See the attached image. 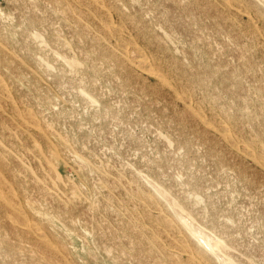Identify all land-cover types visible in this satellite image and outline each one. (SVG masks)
Returning <instances> with one entry per match:
<instances>
[{"label":"rangeland","instance_id":"374dc122","mask_svg":"<svg viewBox=\"0 0 264 264\" xmlns=\"http://www.w3.org/2000/svg\"><path fill=\"white\" fill-rule=\"evenodd\" d=\"M77 1L0 0V264H264V0Z\"/></svg>","mask_w":264,"mask_h":264},{"label":"bare ground","instance_id":"6f19581e","mask_svg":"<svg viewBox=\"0 0 264 264\" xmlns=\"http://www.w3.org/2000/svg\"><path fill=\"white\" fill-rule=\"evenodd\" d=\"M60 1H62V0H60ZM68 1H69V0H68ZM76 1H77V0H76ZM86 1H88V0H86ZM183 1H184V0H183ZM232 1L234 2V0H232ZM236 1H237V0H236ZM77 2H78V1H77ZM95 2H96V1H95ZM98 2H100V0H99ZM105 2H106V1H105ZM229 2H230V1H229ZM229 2H228V3H229ZM242 2H243V1H242ZM17 3H18V2H17ZM78 3H79V2H78ZM81 3H83V0H82ZM81 3H80V4H81ZM85 3H86V2H85ZM88 3H89V2H88ZM181 3H183V2H181ZM234 3H236V2H234ZM239 3H241V2L239 1ZM243 3H244V2H243ZM59 4H62V2L59 3ZM59 4H58V5H59ZM67 4H68V3H67ZM80 4H78V5H80ZM98 4H99V3H98ZM230 4H231V3H230ZM236 4H237V3H236ZM236 4H235V5H236ZM62 5H63V4H62ZM68 5H69V4H68ZM73 5H74V4H73ZM101 5L103 6V4H101ZM71 6H72V5H71ZM87 6L90 7V5H87ZM107 6H108V5H107ZM64 7H66V6H64ZM64 7H63L62 10H64ZM69 7H70V6H69ZM69 7H67V8L70 9ZM91 7H92V6H91ZM112 7H113V6H112ZM112 7L110 6L109 8H112ZM238 7H240V6H238ZM49 8H50V7H49ZM53 8H54V7H53ZM67 8H65V10H66ZM107 8H108V7H107ZM107 8H106V9H107ZM109 8H108V9H109ZM245 8L247 9L248 7H245ZM54 9H55V8H54ZM68 9H67V12H68ZM77 9H78V8H77ZM87 9H88V7H87ZM74 10H75V9H74ZM110 10H111V9H110ZM54 11H55V10H54ZM70 11H71V9H70ZM78 11H79V9H78ZM78 11H77V12H78ZM81 11H82V10H81ZM111 11H112V10H111ZM56 12H58L57 9H56ZM59 12H61V11H59ZM63 12H64V11H63ZM82 12H83V11H82ZM94 12H95V11H94ZM97 12H98V11H97ZM115 12H116V11H115ZM242 12H243V11H242ZM245 12H246V11L244 10V13H245ZM68 13H69V12H68ZM83 13H84V12H83ZM229 13H230V9H229ZM232 13H233V12H232ZM246 13H247V12H246ZM53 14H54V13H53ZM58 14H59V13H58ZM63 14H65V12H64ZM87 14H88V13H87ZM90 14H91V13H90ZM106 14H107V13H106ZM61 15H62V14H61ZM79 15H80V12H79ZM82 15H83V14H82ZM84 15H85V13H84ZM97 15H98V14H97ZM103 15H105V14H103ZM103 15H101V16L103 17ZM62 16H63V15H62ZM77 16H78V15H77ZM105 16H106V15H105ZM64 17H65V15H64ZM80 17H81V16H80ZM82 17H83V16H82ZM88 17H89V16H88ZM85 18H86V17H85ZM85 18H84V19H85ZM89 18H91V16H90ZM85 20H86V19H85ZM105 20H106V19H105ZM107 20H108V19H107ZM86 21H87V20H86ZM79 22H80V20H79ZM107 22H108V21H107ZM120 22H121V21H120ZM247 22H248V20H247ZM255 22H256V21H255ZM58 23H59V22H58ZM78 24H79V23H78ZM91 24H92V23H91ZM250 24H251V23H250ZM250 24H249V22H248L247 25H250ZM75 25H76V24H75ZM122 25H123V23H122ZM254 25H256V24H254ZM76 26H77V25H76ZM117 26H118V25H117ZM86 27H87V26H86ZM105 27H106V26H105ZM120 27H121V24H120ZM120 27H119V28H120ZM248 27H249V26H248ZM110 28H112V27H110ZM95 29H96V27H95ZM112 29H113V28H112ZM117 29H118V27H117ZM117 29L115 30L116 32H114L113 30H112V31H113L114 33H117ZM253 29L255 30V27H254ZM257 29H258V28H257ZM105 31H106V30H105ZM4 32H5V31H4ZM56 32H57V31H56ZM58 32H59V31H58ZM110 32H111V31H110ZM255 32H256V30H255ZM100 33H101V32H100ZM106 33L108 34V32H106ZM257 33H258V31H257ZM86 34H88V36H89V33H86ZM112 34H113V33H112ZM119 34H120V32H119ZM260 34H261V33H260ZM99 35H100V34H99ZM104 35H105V33H104ZM252 35H253V34H252ZM105 36H106V35H105ZM114 36H115V35H113V37H114ZM56 38H57V37H56ZM94 38H95V37H94ZM105 38H106V37H105ZM108 38H109V37H108ZM256 38H257V37H255V39H256ZM258 38H259V37H258ZM258 38H257V39H258ZM35 39H36V37H35ZM92 39H93V38H92ZM136 39H137V38H136ZM71 40H73V38H72ZM96 40H97V39H94V41H96ZM100 40H101V38H100ZM118 40H119V39H118ZM118 40H117V41H118ZM110 41H111V40H110ZM124 41L127 42V40H124ZM252 41H253V39H251V42H252ZM101 42H102V41H101ZM133 42H134V41H133ZM161 42H162V41H161ZM93 43H94V42H93ZM96 43H97V42H96ZM98 43H99V42H98ZM120 43H122V42H120ZM127 43H128V42H127ZM130 43H131V41H130ZM137 43H138V42H137ZM125 44H126V43H125ZM128 44H129V43H128ZM262 44H263V42H262ZM122 45H124V44H122ZM131 45H132V44H131ZM6 46H7V45H6ZM6 46H5V47H6ZM119 47H121V46H119ZM262 47H263V46L261 45V48H262ZM257 48H258V47H257ZM103 49L105 50V48H103ZM115 49H116V47H115ZM131 50H132V49H131ZM133 50H134V49H133ZM52 51H53V50H52ZM129 51H130V50H129ZM135 51H136V50H135ZM147 51H148V50H147ZM147 51H146V52H147ZM11 52H12V51H11ZM104 52H105V51H104ZM133 52H134V51H133ZM56 53H57V52H56ZM123 53H124V52H123ZM130 53H131V51H130ZM134 53L136 54V52H134ZM148 53H149V52H148ZM49 54H50V53H49ZM58 54H59V53H58ZM132 54H133V53H132ZM135 54H133V55H134L133 58L136 57ZM56 55H57V54H56ZM60 55H61V54H60ZM126 55H127V54H126ZM136 55H137V54H136ZM150 55H151V54H150ZM150 55H149V56H150ZM112 56L114 57V54H113ZM131 56H132V55H131ZM137 56H138V55H137ZM64 57H66V55H65ZM64 57H63V58H64ZM126 57H128V56H126ZM150 57H151V56H150ZM10 58H12V56H10ZM114 58H115V57H114ZM118 58H119V57H118ZM120 58H121V57H120ZM18 59H19V58H18ZM66 60H67V59H66ZM117 60H119V59L116 58V61H117ZM133 60H134V59H133ZM67 62H68V60H67ZM75 62H76V60H74L73 63H75ZM131 62H132V60H131ZM79 63H80V62H79ZM139 63L142 64V62H139ZM12 64H13V63H12ZM123 64H125V63L123 62ZM13 65H14V64H13ZM21 65H22V64H21ZM75 65H76V64H75ZM79 65H82V64L80 63ZM143 65H144V64H143ZM143 65H142V66H143ZM138 66H139V65H138ZM144 66L146 67V64H145ZM149 66H151V65H149ZM154 66H155V65H154ZM28 67H29V66H28ZM79 67H81V66H79ZM83 67H84V66H83ZM101 67H102V66H101ZM159 67H160V66H159ZM129 68H131V67H129ZM156 68L158 69V67H156ZM156 68H155V69H156ZM160 68H161V67H160ZM83 69H84V68H83ZM114 69H115V68H114ZM140 69H141V68H140ZM144 69L147 70V67L144 68ZM157 69H156V70H157ZM132 70H133V69H132ZM150 70H151V69H150ZM35 71H36V70H35ZM81 71H82V70H81ZM152 71H153V70H152ZM37 72H39V71H37ZM152 73H153V72H152ZM163 73H164V72H163ZM166 73H167V72H166ZM166 73H165V74H166ZM260 73H261V72H260ZM77 74H78V72H77ZM136 74H138V73L136 72ZM168 75H169V74H168ZM157 76H158V75H157ZM165 77H166V76H165ZM170 77H171V76H170ZM136 78H138V77H136ZM114 79H115V78H114ZM116 79H118V78H116ZM116 79H115V80H116ZM146 79H147V77H146ZM138 80H139V79H138ZM0 81H1V80H0ZM147 81H148V79H147ZM45 82H46V81H45ZM126 82L128 83L129 81H126ZM145 82H146V81H145ZM169 82H170V81H169ZM177 82H178V81H177ZM143 83H144V81H143ZM2 84H3V83H2ZM0 86H1V84H0ZM1 88H2V87H1ZM10 88H11V87H10ZM180 88H181V87H180ZM182 88H184V86H183ZM182 88H181V90H183ZM186 88H187V87H186ZM7 89H8V88H7ZM47 89H49V87H48ZM126 89H127V88H126ZM171 89H172V87H171ZM2 90H3V88L1 89V91H2ZM173 90H174V89H173ZM194 90H196V89H194ZM5 91H7V90L5 89ZM11 91H12V90H11ZM75 91H76V90H75ZM184 91H185V90H184ZM6 93H7V92H6ZM187 93H188V92H187ZM192 93H193V90H192ZM2 94H3V93H2ZM173 94H174V93H173ZM193 95H194V94H193ZM2 96H3V95H2ZM184 96H185V95H184ZM184 96H183V97H184ZM7 97H8V95H7ZM7 97H6V99H7ZM9 98H10V97H9ZM63 98H64V97H63ZM146 98H147V97H146ZM205 99H206V98H205ZM38 100H39V99H38ZM175 100H176V99H175ZM0 101H1V100H0ZM2 101H3V100H2ZM2 101H1V102H2ZM186 102H187V101H186ZM203 102H204V100H203ZM212 103H213V102H212ZM249 103H250V102H249ZM252 103H253V102H252ZM25 104H26V103H25ZM214 104H215V103H214ZM22 105H23V104H22ZM77 105H78V103H77ZM157 105H158V104H157ZM189 105H190V104H189ZM209 105H210V103H209ZM27 106H28V104H27ZM195 106H196V105H195ZM197 106H198V105H197ZM151 107H152V106H151ZM209 107H210V106H209ZM14 108H16V107H14ZM31 108H32V107H31ZM191 108H192V107H191ZM197 108H198V107H197ZM32 109H33V108H32ZM203 109H205V108H203ZM6 110H7V109H6ZM16 110H17V108H16ZM16 110L14 111V113H16ZM182 110H183V109H182ZM192 110H193V109H192ZM199 110L201 111V109H199ZM210 110H211V109H210ZM166 111H167V110H166ZM166 111H165V112H166ZM106 112H107V111H106ZM182 112L185 113L184 110H183ZM193 112H194V111H193ZM5 113H6V112H5ZM23 113H24V111H23ZM27 113H28V112H26V114H27ZM36 113H37V112H36ZM184 113H183V114H184ZM197 113H198V112H197ZM200 113H201V112H200ZM213 113H214V112H213ZM3 114H4V113H3ZM24 114H25V113H24ZM24 114H23V115H24ZM37 114H38V113H37ZM186 114H187V113H186ZM202 114H203V113H202ZM202 114H201V115H202ZM223 114H224V113H223ZM225 114H226V113H225ZM4 115H5V114H4ZM38 115H39V114H38ZM25 116H26V115H25ZM25 116H23V117H25ZM39 116H43V115H39ZM184 116H185V115H184ZM189 116H190V115H189ZM221 116H222V115H221ZM227 116H228V115H227ZM227 116H225V117H227ZM29 117H30V116H29ZM33 117H34V113H33ZM204 117H205V116L203 115V118H204ZM211 117H212V116H211ZM217 117H218V115H217ZM228 117H229V116H228ZM12 118H13V117H12ZM26 118H27V116H26ZM69 118H70V117H69ZM200 118H201V117H200ZM18 119H20V118H18ZM45 119H47V118H45ZM191 119L193 120V118H191ZM195 119H196V118H195ZM24 120H25V119H24ZM115 120H116V119H115ZM213 120H214V119H213ZM228 120H229V118H228ZM228 120H227V121H228ZM27 121H28V120H27ZM16 122L18 123V121H16ZM35 122H36V121H35ZM204 122H205V121H204ZM212 122H213V121H212ZM212 122H211V124H212ZM215 122H216V120L214 121V123H215ZM229 122L231 123V121H229ZM21 123L24 124L23 122H21ZM220 123H221V122H220ZM220 123H219V124H220ZM31 124H32V123H31ZM33 124H34V122H33ZM222 124H223V123H222ZM19 125H20V124H19ZM34 125H36V123H35ZM50 125H51V122H50ZM120 125H121V124H120ZM215 125H216V124H215ZM1 126H2V125H1ZM6 126H7V125H6ZM42 126H43V124H42ZM53 126H54V125H53ZM143 126H145V124H144ZM217 126H218V124H217ZM3 127H4V126H3ZM27 127H28V126H27ZM36 127H37V125H36ZM230 127H231V126H230ZM5 128H6V127H5ZM25 128H26V127H25ZM28 128H29V127H28ZM224 128H225V127H223V129H224ZM12 129H13V128H12ZM16 129H17V128H16ZM16 129H15V130H16ZM23 129H24V128H23ZM33 129H34V128H33ZM39 129H41V128H39ZM49 129H50V128H49ZM232 129H233V128H232ZM235 129H236V128H235ZM6 130H7V129H6ZM18 130H19V128H18ZM30 130H31V129H30ZM218 130H219V128H218ZM16 131H17V130H16ZM27 131H29V130H27ZM41 131H42V130H41ZM44 131H46V130H44ZM47 131H48V130H47ZM232 131H233V130H232ZM235 131H236V130H235ZM235 131H234V132H235ZM52 132H53V131H52ZM112 132H113V131H112ZM20 133H22V132H20ZM32 134H33V133H32ZM32 134H31V135H32ZM53 134H54V133H53ZM53 134H52V135H53ZM113 134H114V133H113ZM158 134H159V132H158ZM233 134H234V133H233ZM221 135H222V134H221ZM234 135H236V134H234ZM48 136H49V135H48ZM249 136H250V135H249ZM50 138H51V137H49V139H50ZM52 138H53V137H52ZM240 138H241V137H240ZM63 139H64V137H63ZM65 139H66V138H65ZM222 139H223V137H222ZM236 139H237V138H236ZM236 139H235V140H236ZM253 139H254V138H252L251 140H253ZM256 139H258V138H256ZM229 140H230V139H229ZM230 142H231V140H230ZM230 142H229V143H230ZM235 142H236V141H235ZM240 142H241V141H240ZM88 143H89V142H88ZM167 143H168V142H167ZM171 143H172V142H171ZM232 143H233V142H232ZM236 143H237V142H236ZM241 143H243V142H241ZM246 143H247V141H246ZM250 143H251V142H250ZM34 144H35V143H34ZM47 144H48V143H47ZM230 144H231V143H230ZM234 144H235V143H234ZM234 144H233V145H234ZM249 145H251V144H249ZM252 145H253V144H252ZM254 145H257V144H254ZM75 146H76V145H75ZM75 146H73V147H75ZM173 146H174V145L172 144V147H173ZM14 147H15V146H14ZM48 147H49V145H48ZM234 147H235V146H234ZM4 148H5V147H4ZM69 148H70V147H69ZM85 148H86V146H85ZM250 148H251V146H250ZM51 149H52V148H51ZM51 149H50V150H51ZM242 149H244V148H242ZM5 150H6V149H5ZM239 150H240V149H239ZM252 150H253V149H252ZM262 150H263V149H260V151H262ZM7 151H8V150H7ZM33 151H34V150H33ZM240 151H241V150H240ZM9 152H10V151H9ZM31 152H32V151H31ZM75 152H76V151H75ZM245 152H246V151H245ZM263 152H264V150H263ZM10 153H11V152H10ZM29 153H30V152H29ZM135 153H136V152H135ZM231 153H232V152H231ZM242 153H244V152H242ZM247 153H248V152H247ZM258 153H259V152H258ZM261 153H262V152H261ZM249 154H251V153H249ZM50 155H51V154H50ZM67 155H68V154H67ZM127 155H128V154H127ZM203 155H204V154H203ZM263 155H264V154H263ZM80 156H81V155H80ZM255 156H256V155H255ZM258 156H259V154H258ZM49 157H50V156H49ZM49 157H47V158H49ZM82 157H83V156H82ZM261 157H262V156H260V158H261ZM55 158H56V156H55ZM95 158H96V157H95ZM260 158L258 159V158L256 157L257 160H260ZM20 159H21V158H20ZM23 159H24V158H23ZM52 159H53V158H52ZM63 159H64V158H63ZM85 159H86V158H85ZM21 160H22V159H21ZM56 160H58V159H56ZM157 160H158V158H157ZM22 161H23V160H22ZM90 161H91V160H90ZM109 161H111V160H109ZM262 161H263V160H262ZM50 162H51V160H50ZM55 162H56V161H55ZM109 163H110V162H109ZM109 163H108V164H109ZM261 163H262V162H261ZM93 164H94V163H93ZM57 165H58V164H57ZM74 165H75V164H74ZM80 165H82V163H81ZM94 165L97 166L96 164H94ZM95 166H94V167H95ZM98 166H99V165H98ZM100 166H101V165H100ZM108 166H109V165H108ZM56 167H57V166H56ZM106 167H107V166H106ZM97 169H98V168H97ZM108 169H109V168H108ZM108 169H107V170H108ZM99 170H100V169H99ZM111 171H112V169H111ZM176 171H177V170H176ZM178 171H179V170H178ZM101 172H102V171H101ZM109 172H110V171H109ZM122 172H123V171H122ZM49 174H50V172H49ZM137 175H138V174H137ZM175 175H176V174H175ZM0 176H1V175H0ZM106 176H107V174H106ZM111 176H112V175H111ZM125 176H126V174H125ZM130 176H131V175H130ZM181 176H182V175H181ZM46 177H47V176H46ZM132 177H133V176H132ZM0 178H1V177H0ZM57 178H58V177H57ZM57 178H55V180H56ZM109 178H110V176H109ZM45 179H46V178H45ZM106 179H107V178H106ZM118 179H120V178H118ZM122 179L125 180V178H122ZM43 180H44V178L42 179V181H43ZM114 180H115V179H114ZM114 180H113V181H114ZM120 180H121V179H120ZM190 180H191V179H190ZM0 181L2 182V179H0ZM99 181H101V180H99ZM104 181H105V180H104ZM108 181L110 182V180H108ZM113 181H112V183H113ZM131 181H132V180H131ZM134 181H135V180H134ZM4 182H5V180H4ZM4 182H3V183H4ZM44 182H45V181H44ZM46 182H47V181H46ZM67 182H68V181H67ZM109 182L106 181V183H109ZM121 182H122V180H121ZM142 182H143V181H142ZM8 183H9V182H8ZM8 183H7V185H8ZM10 183H12V182H10ZM97 183H99V182H97ZM112 183H111V184H112ZM115 184H116V183H115ZM118 184H119V182H118ZM134 184H135V183H134ZM136 184H137V183H136ZM12 185H13V184H12ZM120 185H121V184H119V187H120ZM127 185H128V183H127ZM127 185H126V186H127ZM2 186H3V184H2ZM113 186H114V184H113ZM0 187H1V186H0ZM4 187H5V186H4ZM8 187H9V185H8ZM26 187H27V186H26ZM109 188H110V187H109ZM112 188H113V187H112ZM120 188H121V187H120ZM153 188H154V187H153ZM51 189H52V188H51ZM72 189H74V188L72 187V188H71V191H72ZM104 189H105V188H103V190H104ZM106 189H107V188H106ZM114 189H115V187H114ZM117 189H119V188L117 187L116 190H117ZM2 190H3V189H2ZM8 190H9V189H8ZM10 190H11V188H10ZM10 190H9V191H10ZM85 190H86V189H85ZM101 190H102V189H101ZM127 190H128V192H130V194L132 195L133 190H132V192L129 191V189H127ZM153 190H154V189H153ZM27 191H28V190H26V192H27ZM40 191H41V190H40ZM43 191H44V189H43ZM43 191H42V192H43ZM45 191H46V189H45ZM71 191H70V192H71ZM112 191H113V190H112ZM112 191H110V192H112ZM125 191H126V190H125ZM208 191H209V190H208ZM7 192H8V191H7ZM10 192H11V191H10ZM14 192H15V191H14ZM136 192L138 193V190H137ZM136 192H134V194H135ZM0 193H1V192H0ZM8 193H9V192H8ZM8 193H6V197H7V198H8V196H7ZM125 193H127V192H125ZM177 193H178V192H177ZM2 194H3V192H2ZM9 194H11V193H9ZM18 194H19V193H18ZM72 194H73V193H72ZM139 194H140V193H139ZM139 194H138V196H139ZM154 194H155V195H154V198H158V197H157V194H156V193H154ZM4 195H5V194H4ZM13 195H14V193H13ZM51 195H52V194H51ZM51 195H50V196H51ZM73 195H74V194H73ZM98 195H99V194H98ZM98 195H97V196H98ZM126 195H127V194H126ZM142 195H144L143 192H142ZM151 195H152V194H151ZM167 195H169V194H167ZM17 196H19V195H17ZM133 196H134V195H133ZM158 196H159V195H158ZM127 197H128V196H127ZM7 198H6V199H7ZM136 198H137V196H136ZM145 198H146V197H145ZM149 198H150V197H149ZM151 198H152V197H151ZM151 198H150V200H152ZM154 198H153V199H154ZM10 199H12V198L10 197ZM133 199H134V198H133ZM137 199H138V198H137ZM139 199H140V198H139ZM166 199H167V198H166ZM166 199H165V200H166ZM7 200H8V199H7ZM26 201H27V200H26ZM111 201H112V200H111ZM111 201H110V202H111ZM130 201L133 202V200H130ZM140 201H141V200H140ZM142 201H143V200H142ZM159 201H160V199H159ZM11 202H12V201H11ZM16 202H17V201H16ZM29 202H30V201H28V203H29ZM98 202H99V201H97V203H98ZM118 202H119V201H118ZM123 202H124V201H122V203H123ZM143 202H144V201H143ZM2 203H4V202H2ZM12 203H13V202H12ZM18 203H19V202H18ZM97 203H96L95 205H97ZM134 203H135V200H134ZM145 203H146V202H144V205H145ZM152 203H153V201H152ZM152 203H151V204H152ZM165 203H166V202H165ZM176 203H177V202H176ZM30 204H31V202H30ZM126 204H127V203H126ZM138 204H139V203H138ZM160 204H161V203H160ZM166 204H167V203H166ZM169 204H170V203H169ZM0 205H1V204H0ZM17 205H18V204H17ZM22 205H24V203H23ZM32 205L34 206V204H32ZM148 205H149V204H148ZM152 205L155 206V202H154V204H152ZM3 206H4L3 208L7 207V206H5V205H3ZM133 206H135V205H133ZM139 206H140V204H139ZM150 206H151V205H150ZM171 206H172V205H171ZM8 207H9V206H8ZM24 207H25V205H24ZM121 207H123V206H121ZM157 207L159 208V206H157ZM163 207H164V205H163ZM166 207H169V206H166ZM9 208H10V207H9ZM131 208H132V207H130V211H131ZM142 208H143V206H142ZM150 208H151V207H150ZM158 208H157V209H158ZM170 208H171V207H170ZM1 209H2V207H1ZM124 209H125V207H124ZM143 209H144V208H143ZM154 209H155V207H154ZM157 209H156V211H159V212H160L161 209H160V210H159V209L157 210ZM19 210H20V209H19ZM26 210L28 211V209H26ZM145 210H147V209H145ZM152 210H153V209H152ZM167 210H168V208H167ZM172 210H173V209H172ZM181 210H182V208H181ZM181 210H180V211H181ZM183 210H184V209H183ZM154 211H155V210H154ZM184 211H185V210H184ZM6 212H7V211H6ZM114 212H115V211H114ZM116 212H117V211H116ZM118 212H119V211H118ZM118 212H117V213H118ZM176 212H177V211H176ZM182 212H183V211H182ZM185 212H186V211H185ZM126 213H127V210H126ZM131 213H132V212H131ZM133 213H134V214H138V213H135V212H133ZM144 213H145V212H144ZM147 213H148V212H147ZM149 213H150V212H149ZM167 213H170V214H168V215H171V214H172L171 211H170V212H166V214H167ZM3 214H4V213H3ZM10 214H11V213H10ZM21 214H22V213H21ZM151 214H152V213H151ZM151 214H150V215H151ZM187 214H188V213H186V215H187ZM5 215H7V214H5ZM11 215H13V214H11ZM17 215H18V214H17ZM19 215H20V214H19ZM141 215H142V214H141ZM150 215H149V217H150ZM13 216H14V215H13ZM128 216H129V215H128ZM137 216H138V215H136L135 217H137ZM157 216H158V215H157ZM173 216H174V215H173ZM180 216H181V215H180ZM14 217H15V216H14ZM14 217H13V218H14ZM138 217H140V216H138ZM146 217H147V216H146ZM146 217H145V218H146ZM152 217L155 218V216H154L153 214H152ZM188 217H189V216H188ZM7 218H8V217H7ZM15 218H16V217H15ZM17 218H18V217H17ZM116 218H118V217H116ZM160 218H161V216H160ZM171 218H172V216H171ZM174 218H177V217H174ZM178 218H179V217H178ZM31 219L34 220L33 216L31 217ZM130 219H131V218H130ZM137 219H138L137 221L139 222V221H140V220H139L140 218H137ZM147 219H149V218L147 217ZM157 219H159V218L157 217ZM165 219H167V218H164V220H165ZM168 219L170 220V218H168ZM182 219H183V218H182ZM24 220H25V219H24ZM175 220H176V219H175ZM184 220H185V219H184ZM36 221H37V220H36ZM130 221H131V220H130ZM149 221H151V220H149ZM153 221H154V219H153ZM167 221H168V220H167ZM173 221H174V220H173ZM186 221H187V220H186ZM257 221H258V220H257ZM141 222H142V221H141ZM156 222H157V224H159L158 222H163V220H162V221H161V219H160V221H157V220H156ZM170 222H171V221H170ZM177 222H178V220H177ZM0 223H1V222H0ZM38 223L40 224L41 222H38ZM103 223H104V222H103ZM106 223H107V222H106ZM134 223H135V221H134ZM154 223H155V222H154ZM167 223H168V222H165V224H167ZM174 223H175V222H174ZM20 224L22 225L21 222H20ZM31 224H32V223H31ZM44 224H45V223H44ZM137 224H138V223H137ZM163 224H164V223H163ZM168 224H170V223H168ZM168 224H167V225H168ZM172 224H173V223H172ZM178 224H179V222H178ZM258 224H259V223H258ZM26 225H27V223H26ZM42 225H43V223H42ZM127 225H128V224H127ZM185 225H187V224H185ZM185 225H184V226H185ZM29 226H30V225H29ZM39 226H40V225H39ZM130 226H131V225H130ZM137 226H138V225H137ZM159 226H162V224H160ZM170 226H171V225H170ZM179 226H181V225H179ZM188 226H189V225H188ZM42 227H43V226H42ZM139 227H140V226H139ZM141 227H142V226H141ZM141 227L139 228L140 231H141ZM167 227H168V226H167ZM174 227H175V226H174ZM182 227H183V226H182ZM192 227H194V226H192ZM220 227H221V226H220ZM14 228H15V227H14ZM33 228H34V227H32L31 229H33ZM35 228H36V227H35ZM102 228H103V227H102ZM142 228H143V227H142ZM152 228H153V227H152ZM162 228H163V227H162ZM164 228H166V227L164 226ZM36 229H37V228H36ZM123 229H124V228H123ZM133 229H135V228H133ZM166 229H167V228H166ZM171 229H172V228H171ZM171 229L169 228V230H171ZM16 230L18 231L19 229H16ZM22 230H23V229H22ZM27 230H28V229H27ZM27 230H26V231H27ZM42 230H44V227L42 228ZM107 230H108V229H107ZM130 230H131V229H130ZM130 230H129V231H130ZM142 230H143V229H142ZM144 230H145V228H144ZM147 230H148V229H147ZM184 230H185V228H184ZM195 230H196V229H195ZM0 231H1V230H0ZM17 231H16V233H18ZM26 231H25V232H26ZM33 231H34V230H33ZM36 231H37V230H36ZM188 231H189V230H188ZM190 231H191V229H190ZM21 232H22V231H21ZM21 232H20V230H19V233H21ZM27 232H29V231H27ZM27 232H26V234H28ZM30 232H31V231H30ZM30 232H29V233H30ZM34 232H35V231H34ZM41 232H42V231H41ZM135 232H136V231H135ZM168 232H169V231H168ZM183 232H184V231H183ZM192 232H193V231H192ZM16 233H15V235H16ZM22 233L25 234L24 232H22ZM22 233H21V234H22ZM31 233H32V235H34L33 232H31ZM152 233H153V231H152ZM156 233H157V232H156ZM158 233H159V230H158ZM158 233L152 235V237L155 238V235H157V236L159 235ZM170 233H171V232H169L168 234H170ZM5 234H7V233L5 232ZM124 234H125V233H124ZM160 234H161V233H160ZM162 234H163V232H162ZM162 234H161V235H162ZM164 234H166V233H164ZM177 234H179V233L177 232ZM177 234H176V235H177ZM184 234H185V233H184ZM194 234H195V233H194ZM19 235H20V234H19ZM30 235H31V234H30ZM35 235H36V234H35ZM142 235H143V234H142ZM173 235H174V234H173ZM173 235H172V236H173ZM196 235H197V234H196ZM203 235H204V234H203ZM6 236H8V235L3 236V238L6 237ZM16 236H17V235H16ZM37 236H38V235H37ZM39 236H40V235H39ZM43 236H44V235H43ZM184 236H185V235H184ZM187 236H189V235L187 234ZM199 236H200V235H199ZM14 237H15V236H14ZM31 237H32V236H31ZM123 237H124V236H123ZM160 237H161V236H160ZM160 237H159V238H160ZM190 237H191V236H190ZM190 237H189V242H190V240H191ZM196 237H197V236H196ZM205 237H206V236H205ZM7 238H8V237H7ZM18 238H19V237H18ZM18 238H17V239H18ZM20 238H21V236H20ZM20 238H19V241H20ZM26 238H27V235H26ZM53 238H54V237H53ZM142 238H143V237L141 236V239H142ZM171 238H172V237H171ZM203 238H204V237H203ZM5 239H6V238H5ZM5 239H4V240H5ZM8 239H10V238H8ZM23 239H24V237H23ZM28 239H29V238H28ZM58 239H59V238H56V240H58ZM129 239H130V238H129ZM152 239H153V238H152ZM152 239H151V240H152ZM156 239H157V238H156ZM160 239H161V238H160ZM177 239H178V238H177ZM183 239H184V238H183ZM194 239H195V238H194ZM194 239H193V240H194ZM197 239H198V238H197ZM2 240H3V239H2ZM24 240H25V239H24ZM31 240H32V238H31ZM31 240H29V241L31 242ZM35 240L37 241L38 239L35 237ZM42 240H43V239H42ZM53 240H54V239H53ZM117 240H118V239H117ZM132 240H133V239H132ZM153 240H154V239H153ZM158 240H159V239H158ZM164 240H165V239H164ZM174 240H176V238H174ZM11 241H12V240H11ZM13 241H14V240H13ZM21 241H23L22 238H21ZM39 241H40V239H39ZM39 241H37V242H39ZM47 241H49V240H47ZM146 241H147V240H146ZM154 241H155V240H154ZM165 241H167V239H166ZM165 241H164V242H165ZM176 241H177V240H176ZM178 241H179V239H178ZM178 241H177V242H178ZM181 241H182V239H181ZM203 241H204V240H203ZM205 241H206V240H205ZM205 241H204V242H205ZM219 241H220V240H219ZM30 242H29V243H30ZM54 242H55V241H54ZM54 242H53V243H54ZM152 242H153V241H152ZM155 242H156V241H155ZM155 242H154V243H155ZM182 242L184 243V241H182ZM17 243H18V242H17ZM25 243H26V242H25ZM29 243H27V246L30 245L32 242H31L30 244H29ZM55 243H56V242H55ZM156 243H157V242H156ZM190 243H192V242H190ZM194 243H195V241H194ZM194 243H193V244H194ZM205 243H206V242H205ZM214 243H215V242H214ZM18 244H20V243H18ZM22 244H23V242H22ZM22 244H20V246H21ZM34 244H35V243H34ZM41 244H44V243L41 242ZM45 244H46V242H45ZM56 244H57V243H56ZM179 244H181V242H180ZM217 244H218V243H217ZM222 244L225 246L224 243H222ZM31 245H32V244H31ZM36 245H37V244H36ZM48 245H50V244L48 243ZM57 245H58V244H57ZM59 245H60V244H59ZM59 245H58V248H60ZM129 245H131V244H129ZM154 245H155V244H154ZM168 245L171 246V245H173V244L170 245V243H169ZM168 245H167L166 247H168ZM186 245H187V244H186ZM214 245H216V244H214ZM218 245H220V242H219ZM38 246H39V245H38ZM138 246H139V245H138ZM152 246H153V245H152ZM158 246H159V245H158ZM174 246H175V245H174ZM207 246H208V245H207ZM220 246L222 247V245H220ZM31 247H33V245H32ZM39 247H40V246H39ZM63 247H65V246H63ZM154 247H155V246H154ZM164 247H165V246H164ZM164 247H162L161 249H163ZM192 247H193V246H192ZM197 247H199V249L201 248L199 245H198ZM217 247H218V246H217ZM217 247H216V249H219V248H217ZM227 247H228V246L226 245L225 248H227ZM17 248H18V247H17ZM17 248H16V249H17ZM19 248H20V247H19ZM21 248H22V246H21ZM23 248H24V247H23ZM23 248H22V249H23ZM168 248H169V247H168ZM178 248H180V246H179ZM184 248H185V247H184ZM204 248H205V247H204ZM222 248H223V247H222ZM24 249H25V248H24ZM31 249H32V248H31ZM37 249H38V248H37ZM43 249H46V246H45ZM43 249H42V250H43ZM50 249H53V248H50ZM50 249H49V250H50ZM60 249H62V248H60ZM65 249H67V248H65ZM165 249H167V248H165ZM165 249H164V250H165ZM170 249H171V248H170ZM172 249L175 250L173 247H172ZM176 249H177V247H176ZM180 249H181V248H180ZM191 249H193V248H191ZM210 249H211V248H210ZM42 250H41V251H42ZM53 250H56V249L54 248ZM149 250L152 251V249H149ZM186 250H187V249H186ZM188 250H190V249H188ZM188 250H187V253H188ZM193 250H194V249H193ZM197 250H198V249H197ZM200 250H201V249H200ZM32 251H33V250H32ZM56 251H57V250H56ZM56 251H55V252H56ZM60 251H61V250H60ZM124 251H126V250H124ZM150 251H149V252H150ZM162 251H163V250H162ZM176 251H178V250H176ZM213 251H214V249H213ZM222 251H223V250H222ZM21 252H22V250H21ZM33 252H34V251H33ZM44 252H46V250H45ZM47 252H48V251H47ZM55 252H53V253H55ZM65 252H67V250H65ZM152 252H153V251H152ZM152 252H151V253H152ZM180 252H182V251H180ZM193 252H194V251H193ZM203 252H207V251L204 250ZM211 252H212V251H211ZM42 253H43V252H42ZM61 253H62V251H61ZM122 253H124V252L122 251ZM183 253H184V251H183ZM213 253H214V252H213ZM227 253H228V250H227ZM15 254H16V253H15ZM22 254H23V253H22ZM26 254H27V253H26ZM28 254H29V253H28ZM32 254H33V253H32ZM62 254H64V253H62ZM172 254H173V253H172ZM172 254H171V257H172ZM197 254H198V253H197ZM210 254H211V253H210ZM30 255H31V254H30ZM33 255H34V254H33ZM46 255H48V253H46ZM57 255H59V254L57 253ZM60 255H61V254H60ZM68 255H69V253H68ZM68 255H67V253H65V256L69 257ZM195 255H196V254H195ZM200 255H201V254H200ZM200 255H199V256H200ZM205 255H206V254H204V256H205ZM50 256H51V255H50ZM55 256H56V255H54L53 257H55ZM61 256H62V255H61ZM173 256H174V254H173ZM179 256H180V255H179ZM209 256H210V255H209ZM209 256H208L207 258H206V256H205L206 260H207L208 258H210ZM230 256H231V255H230ZM241 256H242V255H241ZM40 257H41V256H40ZM47 257H48V256H46L45 259H46ZM53 257L51 256V257H49V258H51V260H52ZM57 257H58V256H57ZM57 257H55L54 259L56 260ZM62 257H63V256H62ZM176 257H177V256H175V258H176ZM182 257H183V256H182ZM195 257L197 258V256H195ZM200 257H202V256H200ZM226 257H227V256H226ZM60 258H61V257H60ZM168 258H170V257L168 256ZM175 258H174V259H175ZM179 258H180V257H179ZM179 258L177 257V260H178V261H179ZM188 259H189V258H188ZM203 259H204V258H203ZM61 260H62V258H61ZM61 260H58V262L61 261ZM71 260H72V259H71ZM158 260H160V259L158 258ZM197 260H198V262H195L196 264H201V263H203V261H201L200 258H198ZM210 260H213V259L210 258ZM219 260H220V259H219ZM229 260H230V259H229ZM229 260H228V262H229ZM247 260H248V259H247ZM263 260H264V259H263ZM38 261H40V259H39ZM38 261H37V262H38ZM41 261H42V260H41ZM41 261H40V264H41ZM69 261H70V260H69ZM164 261H165V260H164ZM189 261H191V260H188V261H187L186 263H184V264H187ZM192 261H193V260H192ZM208 261H209V260H208ZM208 261H207V262H208ZM222 261H223V260H222ZM249 261H251V260H249ZM34 262H35V261H34ZM49 262H50V261H49ZM54 262H55V261H54ZM61 262H62V261H61ZM64 262H65V260H64ZM213 262H214V260H213ZM55 263H57V262H55ZM65 263H66V262H65ZM165 263H166V262H165ZM171 263H172V262H171ZM189 263H190V262H189ZM189 263H188V264H189ZM211 263H212V262H211ZM221 263H222V262H221ZM230 263H232V261H231ZM35 264H36V263H35ZM38 264H39V263H38ZM50 264H51V263H50ZM61 264H64V263H61ZM174 264H177V263L175 262ZM179 264H180V263H179ZM208 264H209V263H208ZM233 264H235V263L233 262Z\"/></svg>","mask_w":264,"mask_h":264}]
</instances>
